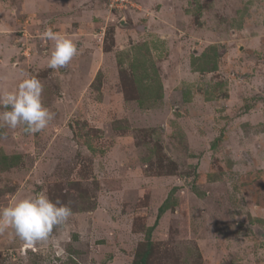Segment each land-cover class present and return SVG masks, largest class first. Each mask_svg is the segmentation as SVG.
I'll use <instances>...</instances> for the list:
<instances>
[{"label":"rangeland","instance_id":"374dc122","mask_svg":"<svg viewBox=\"0 0 264 264\" xmlns=\"http://www.w3.org/2000/svg\"><path fill=\"white\" fill-rule=\"evenodd\" d=\"M132 3L0 0V92L36 76L55 113L0 128V208L72 209L46 243L0 231V264H135L150 229L147 264H264V0Z\"/></svg>","mask_w":264,"mask_h":264},{"label":"clouds","instance_id":"9594fccd","mask_svg":"<svg viewBox=\"0 0 264 264\" xmlns=\"http://www.w3.org/2000/svg\"><path fill=\"white\" fill-rule=\"evenodd\" d=\"M107 1V0H106ZM41 38L54 42V49L47 66L58 70L68 66L78 54V46L67 34L54 32L47 27ZM44 86L36 76L28 75L18 86L0 92V128L23 127L27 134L34 135L45 130L55 113L43 103ZM72 215V209L59 198H49L46 191L15 200L8 207L0 208V231L11 228L25 245L46 243L54 228L64 225Z\"/></svg>","mask_w":264,"mask_h":264},{"label":"trees","instance_id":"16d2710c","mask_svg":"<svg viewBox=\"0 0 264 264\" xmlns=\"http://www.w3.org/2000/svg\"><path fill=\"white\" fill-rule=\"evenodd\" d=\"M13 164H14L13 159L3 158L1 160V164H0V171H3L5 169H9ZM168 199H169V197L159 207L157 217H160L169 208ZM150 231H151V229L147 231V238H146L147 242L143 245V247H145V249L143 251H141L142 249L141 250L139 249V251H137V253L135 255V264H147V259H148V255H149V234H150Z\"/></svg>","mask_w":264,"mask_h":264},{"label":"built area","instance_id":"2783aa9c","mask_svg":"<svg viewBox=\"0 0 264 264\" xmlns=\"http://www.w3.org/2000/svg\"><path fill=\"white\" fill-rule=\"evenodd\" d=\"M132 1L133 0H107L108 7H112V9H116L118 11L125 9L126 7H129L130 5H136L132 3Z\"/></svg>","mask_w":264,"mask_h":264}]
</instances>
